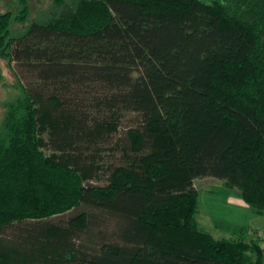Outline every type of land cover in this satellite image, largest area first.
<instances>
[{
	"label": "trees",
	"instance_id": "1",
	"mask_svg": "<svg viewBox=\"0 0 264 264\" xmlns=\"http://www.w3.org/2000/svg\"><path fill=\"white\" fill-rule=\"evenodd\" d=\"M11 1L0 57L34 80L0 124V264H264L199 228L193 187L264 210V0Z\"/></svg>",
	"mask_w": 264,
	"mask_h": 264
},
{
	"label": "rangeland",
	"instance_id": "2",
	"mask_svg": "<svg viewBox=\"0 0 264 264\" xmlns=\"http://www.w3.org/2000/svg\"><path fill=\"white\" fill-rule=\"evenodd\" d=\"M11 2V0H2L0 10L9 8ZM49 2L50 0H30V19H37ZM16 75L25 84L34 80V75L23 71L20 64L14 62L10 65L8 60L0 57V124L4 118L7 102L19 93L15 87ZM93 115L95 117V113ZM135 123V115L127 114L117 131L98 139L100 142L98 159L103 166L121 162V151L115 149L114 143L125 136L126 132L136 125ZM193 187L198 195L196 217L199 228L218 239L229 238L245 243L252 258L257 257V246L264 253V210L252 208L243 199L237 187H229L224 180L215 177L199 178L195 180ZM7 234H13V230H8Z\"/></svg>",
	"mask_w": 264,
	"mask_h": 264
},
{
	"label": "flooded vegetation",
	"instance_id": "3",
	"mask_svg": "<svg viewBox=\"0 0 264 264\" xmlns=\"http://www.w3.org/2000/svg\"><path fill=\"white\" fill-rule=\"evenodd\" d=\"M0 7H1V5H0ZM2 12H4V11H2Z\"/></svg>",
	"mask_w": 264,
	"mask_h": 264
}]
</instances>
